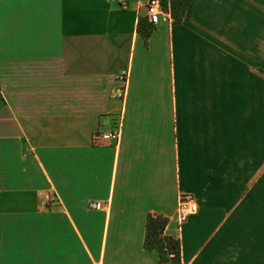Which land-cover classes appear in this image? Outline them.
Masks as SVG:
<instances>
[{"label":"crops","instance_id":"0c3cea01","mask_svg":"<svg viewBox=\"0 0 264 264\" xmlns=\"http://www.w3.org/2000/svg\"><path fill=\"white\" fill-rule=\"evenodd\" d=\"M148 1L0 0V264H264V0Z\"/></svg>","mask_w":264,"mask_h":264},{"label":"built area","instance_id":"2783aa9c","mask_svg":"<svg viewBox=\"0 0 264 264\" xmlns=\"http://www.w3.org/2000/svg\"><path fill=\"white\" fill-rule=\"evenodd\" d=\"M167 1V4L165 3ZM116 2L122 6H126L125 0H116ZM170 2L171 0H149L144 8L146 10L147 21L151 26H157L159 22L163 23H170L172 21L171 17V10H170ZM129 73L123 72L117 77V81L123 84V92L116 91L114 93V97L117 99H124L126 89H127V82H128ZM3 100L0 96V105L2 104ZM96 140H101L102 142L108 144H118L120 140V131L116 130L111 134L100 135L95 137ZM56 200L48 199L43 202L42 206L44 209L50 210L53 205L55 204ZM93 209H97L98 206L93 204L91 206ZM177 223H178V230H180L181 226L193 216H196L198 213V206L194 201L192 196L189 195H182L179 197L178 205H177Z\"/></svg>","mask_w":264,"mask_h":264},{"label":"trees","instance_id":"16d2710c","mask_svg":"<svg viewBox=\"0 0 264 264\" xmlns=\"http://www.w3.org/2000/svg\"><path fill=\"white\" fill-rule=\"evenodd\" d=\"M189 2L188 0H180V1H174L173 7L175 9H182V12L185 10V8L188 6ZM167 225V221L161 218H154L149 217L147 221V237H146V246H153L157 242L160 241H167L168 244H173L174 246H177L178 252L176 255L169 253V255L173 258H177V264H180V246L178 242H175L172 238H161L164 234L165 228ZM160 239V240H159ZM156 250L158 253L161 250L167 251L165 248H152Z\"/></svg>","mask_w":264,"mask_h":264},{"label":"rangeland","instance_id":"374dc122","mask_svg":"<svg viewBox=\"0 0 264 264\" xmlns=\"http://www.w3.org/2000/svg\"><path fill=\"white\" fill-rule=\"evenodd\" d=\"M161 238H168V236L163 234V236ZM161 246H162V248H165L167 250V251L161 250L159 252L161 263L162 264H177V258H173L169 255V253L174 254V255L177 254V252H178L177 246H174L173 244H168L167 241H165V242L160 241V242H157L153 246H149L148 249L160 248Z\"/></svg>","mask_w":264,"mask_h":264}]
</instances>
